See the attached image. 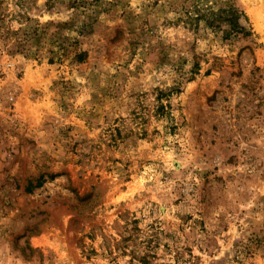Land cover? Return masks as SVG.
Here are the masks:
<instances>
[{
  "label": "rangeland",
  "instance_id": "374dc122",
  "mask_svg": "<svg viewBox=\"0 0 264 264\" xmlns=\"http://www.w3.org/2000/svg\"><path fill=\"white\" fill-rule=\"evenodd\" d=\"M225 1L249 37L196 0H0V264H264V0Z\"/></svg>",
  "mask_w": 264,
  "mask_h": 264
},
{
  "label": "trees",
  "instance_id": "16d2710c",
  "mask_svg": "<svg viewBox=\"0 0 264 264\" xmlns=\"http://www.w3.org/2000/svg\"><path fill=\"white\" fill-rule=\"evenodd\" d=\"M210 0H196L195 18L188 19L190 22L198 23L203 21L205 27L215 33H220L223 39H235L238 37H249L251 30L248 20L235 3L225 1L221 7L214 9L210 5H204ZM42 181L37 184L41 187ZM29 191V188L27 189Z\"/></svg>",
  "mask_w": 264,
  "mask_h": 264
}]
</instances>
